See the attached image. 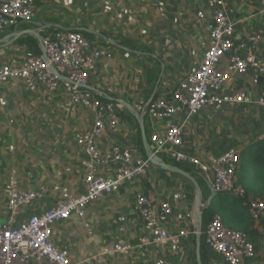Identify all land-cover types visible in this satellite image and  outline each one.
I'll list each match as a JSON object with an SVG mask.
<instances>
[{"label": "built area", "instance_id": "2783aa9c", "mask_svg": "<svg viewBox=\"0 0 264 264\" xmlns=\"http://www.w3.org/2000/svg\"><path fill=\"white\" fill-rule=\"evenodd\" d=\"M199 1L196 15L206 24L207 41L197 67L171 89L168 98L142 102L136 112L127 107L123 90L118 89L112 96L92 85V80L98 79V67L112 63L114 54L94 45L79 31L46 35L34 32L32 36L38 43L35 50L20 45L19 60L0 65V100L1 88L9 82H21L28 89L42 88L48 100L64 91L71 106L89 121L74 135L83 153L84 192L80 195L60 185L22 189L19 171L12 169L5 182L6 219L0 220V264H79L71 262L68 246L54 242L55 227L72 215L84 222L88 207L119 193L126 185L137 186L134 209L141 236L136 243L128 240L104 246L80 264H111L120 257L143 255L153 247L176 252L183 241L197 236L195 220L201 214L193 213L191 223L174 229L171 200L155 201L142 191L141 184L156 168L158 157L193 169L211 182L217 194L246 196L238 180L242 147L230 148L221 156L199 149L190 154L185 149V132L206 110L264 111V30L238 37L237 23L225 0ZM37 16L32 0H0V35L34 22ZM126 112L154 129L148 138L150 157L132 142L124 121ZM258 141H264V134ZM50 192L61 196L55 207L21 219L23 209L45 199ZM249 211L255 224L264 221V199L250 198ZM117 220L121 224L127 221L125 216ZM83 228L93 240L92 225L84 222ZM120 231L125 232L124 226ZM205 244L227 264H246L256 253L249 236L230 229L220 216L207 226Z\"/></svg>", "mask_w": 264, "mask_h": 264}, {"label": "crops", "instance_id": "0c3cea01", "mask_svg": "<svg viewBox=\"0 0 264 264\" xmlns=\"http://www.w3.org/2000/svg\"><path fill=\"white\" fill-rule=\"evenodd\" d=\"M32 1L38 11L35 21L0 35V65L19 60L21 54L17 48L20 45L26 44L35 50L38 43L32 36L34 32L46 35L86 28L93 32L89 39L94 45L114 54L112 63L98 67V79L92 80V85L112 96L116 95L118 89L123 90L124 101L130 105L137 103V106L132 105L137 110L142 102L151 100L153 96L168 98L171 89L176 88L178 82L197 67L203 44L207 41L206 24L198 20L196 15L199 0ZM251 9L252 6L246 4H235V18L228 9L237 23L238 37L264 30V7L253 12ZM29 31L31 33L26 34ZM1 91L0 145L6 135L22 136L21 143L16 145L17 140L14 137L9 140V135L6 148H0V220L3 222L6 219L7 202L5 182L13 168L19 171L22 189L60 185L68 187L76 196L84 192L81 168L83 153L74 135L89 121H84L83 114L71 106L64 91L58 92L53 100L47 99L42 88L28 89L21 82H9ZM230 112L210 113L214 118ZM206 119H203L202 113L185 132V149L190 154L198 153V149L206 153L204 146L207 140L202 132L207 129L204 124ZM148 127L150 132L154 130L148 124L146 132ZM261 135L256 138V142ZM131 137L132 142L140 147L132 133ZM9 146L13 147L7 150ZM210 153L221 156L225 152L218 150ZM154 169L149 179L141 184L142 191L155 201L170 199L174 208L172 227L184 226L197 209L193 205L191 208L187 194L174 187L175 179L170 173ZM157 172L162 173L158 182L153 175ZM197 176L203 178L199 174ZM206 182L209 181L206 179ZM134 190L137 191L136 185H126L119 193L91 205V216L97 221L95 225L91 224L93 240L87 234V238L80 235L71 218L55 227L54 242L57 246H68L72 263L80 264L104 246L128 240L137 242L142 228L135 214ZM204 194L211 195L208 188L203 191V196L196 193L195 204L199 198L203 197L204 200ZM60 199V194L48 193L45 199L23 209L21 219L55 207ZM103 206H106V212ZM120 216L126 217L125 224L117 220ZM122 226L125 232L120 231ZM189 238L183 241L176 252L153 247L143 255L120 257L111 264H183L178 258L179 255H182V259L188 257L183 249L190 245ZM218 258L225 262L221 257ZM211 263H214V259Z\"/></svg>", "mask_w": 264, "mask_h": 264}, {"label": "rangeland", "instance_id": "374dc122", "mask_svg": "<svg viewBox=\"0 0 264 264\" xmlns=\"http://www.w3.org/2000/svg\"><path fill=\"white\" fill-rule=\"evenodd\" d=\"M226 4H227V8L230 10V13L233 15V17H236V13L233 11V8L235 6V4H246L249 6H252V11H255L258 8H263L264 7V0H225ZM263 3V4H262ZM238 9V8H237ZM250 15V14H248ZM240 16V15H239ZM234 17V18H235ZM164 54V53H162ZM161 54V55H162ZM241 83L239 82V85ZM134 106H137V103H131ZM140 110V108H139ZM208 112V113H206ZM213 114L210 113L208 110L203 112V119L204 118H208L205 120V127L207 129H205V131L203 130L202 132L204 133V137L207 140V144L204 146L205 152L206 153H210L212 152H217L218 150H223L224 152L228 151L231 147H230V142L237 140L238 141V146L236 147H242V149L244 150L245 148H247L248 145H251L252 143L254 144L256 142V138L264 133V111H257L251 108H235L232 109L231 112L229 114H224V115H218L217 117L215 116L213 118L212 116ZM136 117L132 114H130L129 112H126L124 114V121L128 126V129L130 130V132L132 133V136L134 138V140L136 141V143L139 141V122L137 121V119H135ZM148 126V124H147ZM146 127V125H145ZM147 129V128H145ZM150 130L148 127L147 130V137L149 138V134H150ZM10 135V137H9ZM6 135L5 139H2V143L0 145V148H6V144L8 142L7 138L10 140V138L14 137L17 141H16V145L21 143V135ZM231 138V139H230ZM138 144V143H137ZM137 146V145H136ZM13 146H9L7 148V150H9L10 148H12ZM211 147V148H210ZM8 152V151H7ZM12 152V151H11ZM211 154V153H210ZM168 162L173 163L171 161L168 160ZM179 167H183V165H178ZM158 169V168H155ZM154 169V170H155ZM167 172V171H166ZM170 173L173 178L175 179V188L179 189L180 192H184L185 194H187L189 196V201H190V205L192 208V205L194 206V209H197L196 212L200 213L202 212V203H203V198L200 199L199 201L195 204L196 201V193L198 194L199 192L196 190L194 184L189 181L188 179H186L185 177L178 175L172 172H168ZM153 175H155L157 182L160 179V176L162 175L161 172H157L156 174L153 173ZM196 178L199 177L197 176ZM158 185V184H157ZM136 190H134L135 192ZM200 194V193H199ZM107 206V205H106ZM105 206V207H106ZM104 208V211L106 212ZM92 212H93V207H88L86 210V216H85V220L84 222L86 223H90L92 225L96 224V219L92 218ZM115 215V213H114ZM71 220L73 221L74 227L77 231H79L80 235H83L87 238L86 236V231L83 228L84 226V222H82V220H80L76 215H72ZM189 220V219H188ZM191 223V222H188ZM185 225V224H184ZM257 228L260 232V237L259 240L257 242V248L255 246V257L254 259H252L251 261L247 262V264H264V222L261 221L260 224H257ZM82 233V234H81ZM193 236L189 238L188 242H189V246H186L184 248H186L185 250L183 249V251L185 253L188 254V257L185 259H182V255H179V262L183 263V264H193V260L190 258V252L191 249H193V243L192 240ZM250 241L252 242L253 239L250 238ZM253 243V242H252ZM184 256V255H183ZM211 264H226L225 262H223L220 258L215 257L214 258V263Z\"/></svg>", "mask_w": 264, "mask_h": 264}, {"label": "trees", "instance_id": "16d2710c", "mask_svg": "<svg viewBox=\"0 0 264 264\" xmlns=\"http://www.w3.org/2000/svg\"><path fill=\"white\" fill-rule=\"evenodd\" d=\"M80 33L88 38L86 33ZM139 138V149L144 153L140 130ZM236 146H238L237 140L230 142L231 148ZM241 157L242 161L238 170V180L239 184L245 189L246 196L243 198H236L229 195L218 194L212 200L211 205L204 209L201 221V237L199 241L203 264H210L213 259L217 257L205 244V232L207 226L216 216H220L224 224L230 229L247 234L253 239L252 242L255 246L259 240L260 232L250 214L249 200L250 198L264 199V141H258L254 144L252 143L251 145H248ZM174 166L178 165L175 164ZM179 168L192 174L194 177H197L198 173L191 168L186 166ZM199 183L201 184L203 191H206V179L199 178ZM209 196V194L208 196L207 194H204V201H206ZM192 243L193 249H191L190 258L193 260V264H197L196 248L198 241L196 237H193Z\"/></svg>", "mask_w": 264, "mask_h": 264}, {"label": "water", "instance_id": "95a60500", "mask_svg": "<svg viewBox=\"0 0 264 264\" xmlns=\"http://www.w3.org/2000/svg\"><path fill=\"white\" fill-rule=\"evenodd\" d=\"M79 32H84L88 35V38H91L92 37V34L93 32L86 29V28H81L78 30ZM31 31L29 32H26V34H30ZM154 96L151 98L153 99ZM127 107L130 108L132 111L136 112V109L130 105V104H127ZM140 132H141V137H142V142H143V146H144V151H145V154L147 157H150V150H149V142H148V138H147V134H146V130H145V125H144V122L143 120L141 119L140 122ZM155 167L162 170V171H167V172H172V173H175V174H178V175H181L183 177H185L186 179H188L189 181H191L196 190L200 193L201 196H203V188L201 186V184L199 183V180L194 177L192 174L190 173H187L186 171L182 170L181 168L177 167V166H174L172 164H168L166 163L162 158L158 157L156 158V161L154 163ZM206 186L208 188V190L210 191V196L209 198L206 200V201H203L202 203V212H200L199 214L200 217L196 218L195 222H196V228H197V248H196V261H197V264H203L202 262V258H201V252H200V237H201V221H202V214H203V211L205 208L209 207L212 203V200L218 195L211 182H207L206 183ZM203 198V197H202Z\"/></svg>", "mask_w": 264, "mask_h": 264}]
</instances>
